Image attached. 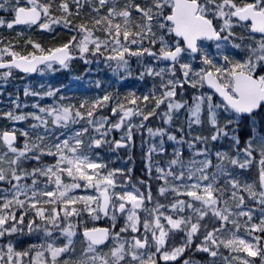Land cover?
Returning a JSON list of instances; mask_svg holds the SVG:
<instances>
[{"label": "snow or ice", "instance_id": "snow-or-ice-1", "mask_svg": "<svg viewBox=\"0 0 264 264\" xmlns=\"http://www.w3.org/2000/svg\"><path fill=\"white\" fill-rule=\"evenodd\" d=\"M0 264H264V0H0Z\"/></svg>", "mask_w": 264, "mask_h": 264}, {"label": "trees", "instance_id": "trees-1", "mask_svg": "<svg viewBox=\"0 0 264 264\" xmlns=\"http://www.w3.org/2000/svg\"><path fill=\"white\" fill-rule=\"evenodd\" d=\"M134 161H135V167H134V171H135V170H138L140 168V165H141V160H140L139 150L138 149L135 152Z\"/></svg>", "mask_w": 264, "mask_h": 264}, {"label": "rangeland", "instance_id": "rangeland-1", "mask_svg": "<svg viewBox=\"0 0 264 264\" xmlns=\"http://www.w3.org/2000/svg\"><path fill=\"white\" fill-rule=\"evenodd\" d=\"M110 75V74H109ZM117 163H129V161H127V160H124V161H117ZM135 165V164H134Z\"/></svg>", "mask_w": 264, "mask_h": 264}]
</instances>
